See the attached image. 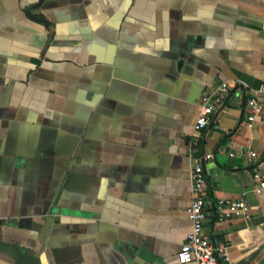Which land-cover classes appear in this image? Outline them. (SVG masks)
<instances>
[{
	"label": "crops",
	"instance_id": "crops-1",
	"mask_svg": "<svg viewBox=\"0 0 264 264\" xmlns=\"http://www.w3.org/2000/svg\"><path fill=\"white\" fill-rule=\"evenodd\" d=\"M191 142L212 153L220 264H264V190L229 156L250 146L264 175V0H0V240L37 264H181ZM219 198L248 217L216 220ZM0 264L19 258L0 248Z\"/></svg>",
	"mask_w": 264,
	"mask_h": 264
},
{
	"label": "built area",
	"instance_id": "built-area-1",
	"mask_svg": "<svg viewBox=\"0 0 264 264\" xmlns=\"http://www.w3.org/2000/svg\"><path fill=\"white\" fill-rule=\"evenodd\" d=\"M227 91L228 83L222 81L214 93L201 99L192 126L191 136H198L207 126L209 114L216 105L220 104L226 98ZM245 103L251 109V112L246 116L243 124L247 128H252L256 113L259 111L260 103L254 96L247 98ZM229 156H238L250 164L251 176L255 182L254 190H264V175L258 171L255 165V160L259 154L253 148L246 146L239 152H229ZM211 158L212 153H200L198 145L191 142L190 178L192 183V198L189 206L186 208V215L191 222V228L177 252V260L181 264L189 262L195 264H220L221 261H229L226 243L223 241H215L211 238L207 234L204 226L207 219L204 163ZM248 209V205L243 199L228 200L219 198L214 203L215 218L218 221H226L235 217L247 218Z\"/></svg>",
	"mask_w": 264,
	"mask_h": 264
},
{
	"label": "water",
	"instance_id": "water-1",
	"mask_svg": "<svg viewBox=\"0 0 264 264\" xmlns=\"http://www.w3.org/2000/svg\"><path fill=\"white\" fill-rule=\"evenodd\" d=\"M0 248H6L13 251L19 258V264H37L39 261L34 252L27 251L22 246L13 242L0 240Z\"/></svg>",
	"mask_w": 264,
	"mask_h": 264
}]
</instances>
